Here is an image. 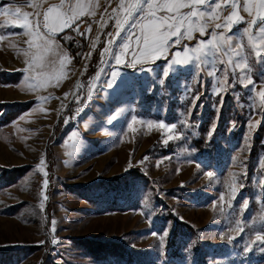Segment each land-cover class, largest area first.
Here are the masks:
<instances>
[{
	"label": "rangeland",
	"instance_id": "374dc122",
	"mask_svg": "<svg viewBox=\"0 0 264 264\" xmlns=\"http://www.w3.org/2000/svg\"><path fill=\"white\" fill-rule=\"evenodd\" d=\"M118 3L104 0L95 48L78 65L67 56L60 88L20 59L43 15L22 29L23 16L0 13V264H264V54L238 26L220 32L243 44L239 56L225 48L173 65L212 38L182 29L146 62L134 35L117 64Z\"/></svg>",
	"mask_w": 264,
	"mask_h": 264
},
{
	"label": "snow or ice",
	"instance_id": "6c2138e0",
	"mask_svg": "<svg viewBox=\"0 0 264 264\" xmlns=\"http://www.w3.org/2000/svg\"><path fill=\"white\" fill-rule=\"evenodd\" d=\"M24 3L31 7H37L31 3V0H23ZM215 4L213 8L212 5ZM97 5L93 4V0H75L74 3L65 4V0H60L59 4H52L44 12L43 16V27L47 30L49 36L54 35L57 30L64 31L66 28L72 27V25L79 20L84 15H95L94 7ZM200 6H206L209 12H205ZM225 8L230 7L232 12L225 18L223 23H216L215 29L227 28L228 32L231 31V27L240 23H245L248 27L243 29V33L247 37L248 46L253 49L255 55L259 56L264 54V0H226L223 5ZM242 6V10L252 16L253 9L255 10V15L252 16L251 21H247L244 17L238 15V8ZM187 9L188 11H184ZM221 9V4L217 0H119L117 8L112 9L110 19L115 20V27L117 29L116 36L123 37L118 47L120 49L119 53L115 56L116 63L120 64L122 56L126 55L128 49L130 48V41L135 35L137 48L139 50V57L143 58L146 62L149 58H159L163 56L167 51L169 41L172 37H177L176 43H179V37L181 35V30L183 29V35L187 38H192V32L199 31L201 34L207 32L210 20H217L219 16L217 15V10ZM119 10V11H118ZM0 13L8 15L23 16L26 23L19 25L22 29L27 27V18L32 15L28 12L21 13L19 7L15 8H0ZM121 13L123 18H120ZM36 17H39V12L35 13ZM235 17V19H233ZM193 18H196L195 21ZM7 23V22H6ZM99 23V22H98ZM106 23L103 26H106ZM41 21L37 19L35 21L36 35L44 40V45L50 46L51 40L45 39L44 35L39 32ZM15 26V25H13ZM137 29L139 30L137 32ZM75 31L79 33V25H76ZM88 32H91V26L89 25ZM31 34V33H30ZM83 34V33H81ZM108 35H112L109 33ZM212 38L205 41H201L195 48L185 49V52H190L191 55H185L183 59H173V65H187L193 61H201L202 57L205 55H213L216 53H223L224 49L227 48L233 55L239 56L240 52L237 48H242L243 44L233 47L232 37L224 32L217 33L215 30L211 34ZM65 39H72V37H65ZM114 40L108 41V46L105 47L104 51L101 53L103 56L107 52H111V45ZM259 42V43H257ZM93 48H95V42L93 43ZM134 62L131 66H135L136 62H140L136 59L137 52L133 50ZM159 54V56H157ZM227 55V53H224ZM177 56L180 53L176 54ZM90 56V53H89ZM228 64H233L234 61L230 56ZM236 67L243 66L248 67L247 62L236 63ZM171 67V65H170ZM228 69H225L227 72ZM212 73H210L211 75ZM118 75L117 72H113L112 76ZM167 75V73H165ZM251 84L253 81L248 80ZM111 87V83L109 84ZM68 93H65L67 96ZM261 101V105H264V89L258 93ZM135 118H133V121ZM151 122H149V125ZM128 127L131 129L132 124L130 123ZM160 127H165L163 123ZM170 129H175V125H169ZM251 127V125H250ZM173 137L170 136L169 139ZM178 138V137H176ZM167 143V141H165ZM147 159V158H145ZM40 165H44V160L41 159ZM38 168L40 166H37ZM43 171V169H40ZM209 177L212 173H208ZM47 173L45 172V177ZM48 184L47 179L44 180V187L46 188ZM47 199V197H45ZM247 202H245V206ZM43 207V204H41ZM55 222L53 221V224ZM239 225V222H237ZM258 241H264V237L257 236ZM55 242V241H53Z\"/></svg>",
	"mask_w": 264,
	"mask_h": 264
},
{
	"label": "crops",
	"instance_id": "0c3cea01",
	"mask_svg": "<svg viewBox=\"0 0 264 264\" xmlns=\"http://www.w3.org/2000/svg\"><path fill=\"white\" fill-rule=\"evenodd\" d=\"M6 5H19L20 9L26 10V9H31V14H35L36 12H39V14L44 16V12L48 9L49 6L52 4H59L60 0H31V3L33 5H36L37 7H31L28 4L24 3L23 0H5ZM75 0H65V4L67 6L68 3H74ZM221 4V9L217 10V15L219 16V19L217 20H210L209 21V26L207 28V32L204 34H201L199 31H194L192 32V38L190 39H200L204 38V35H211L212 32L215 30L217 31H223L226 30L227 28H222V29H215V24L216 23H223L225 18L232 12V9L230 7L225 8L223 5L225 4L226 0H217ZM103 3L104 0H93V4L97 5L94 7V12L95 15L89 16V15H84L82 18L83 22L86 24V36L88 39V45L92 42L94 43V34L92 35L93 27H94V17L96 14L103 8ZM206 13L209 12V9L206 6H200ZM212 7H215V4L212 5ZM188 11V10H185ZM238 15L244 17L245 20L251 21L252 16L255 15V10L253 9L252 16H249L248 13L244 12L242 10V6L238 8L237 10ZM196 18H193L195 21ZM235 19V17H233ZM39 28V31L41 34L44 35L45 39L51 40V45L50 46H41L44 45V40H42L39 36L34 34L36 33V29L34 26V32L30 35V43H28V39L26 36V43L27 47L20 52L18 50V53L16 51L15 59H18V56L20 53V59L24 60H29L32 64V67L35 68L36 66L38 67L39 65L43 66V70H46L51 76H52V82L49 83V86H57L61 87L62 84H64V79H65V62L66 58L69 54V51L67 48L61 43V41L56 37V34L61 32L57 30V32L54 35L49 36L47 33V30L43 28V24ZM91 26V32H88L87 29ZM241 26L242 28L248 27L247 24L245 23H240L232 27H238ZM67 29V28H66ZM29 31H33V28L25 29ZM65 30V29H64ZM199 34V35H198ZM90 37V39H89ZM92 37V38H91ZM87 52V51H85ZM25 75V73H23ZM26 76V75H25Z\"/></svg>",
	"mask_w": 264,
	"mask_h": 264
},
{
	"label": "trees",
	"instance_id": "16d2710c",
	"mask_svg": "<svg viewBox=\"0 0 264 264\" xmlns=\"http://www.w3.org/2000/svg\"><path fill=\"white\" fill-rule=\"evenodd\" d=\"M76 25H79V33L75 31ZM109 25L105 28L103 37L105 36V32L108 31ZM86 32V24L83 22L82 18L77 20L72 27L65 29L62 32L56 34V37L61 41V43L67 48L69 54L73 58V63L78 65L81 62L82 56L85 53L88 46V39L85 34ZM83 33V34H81ZM72 37V39H65V37ZM104 41V40H102ZM103 46V42H100L95 49L90 61L89 67L86 72V77L94 75L97 70V62L99 59V53L101 47ZM257 136V133H256Z\"/></svg>",
	"mask_w": 264,
	"mask_h": 264
},
{
	"label": "built area",
	"instance_id": "2783aa9c",
	"mask_svg": "<svg viewBox=\"0 0 264 264\" xmlns=\"http://www.w3.org/2000/svg\"><path fill=\"white\" fill-rule=\"evenodd\" d=\"M109 29H111V30H110L111 33H114V32L116 31V29H115L114 27H112V28L109 27ZM109 29H108V30H109ZM76 110H77V108H74L73 111H72L74 115H75V111H76Z\"/></svg>",
	"mask_w": 264,
	"mask_h": 264
},
{
	"label": "bare ground",
	"instance_id": "6f19581e",
	"mask_svg": "<svg viewBox=\"0 0 264 264\" xmlns=\"http://www.w3.org/2000/svg\"><path fill=\"white\" fill-rule=\"evenodd\" d=\"M75 113H77V110L75 111Z\"/></svg>",
	"mask_w": 264,
	"mask_h": 264
}]
</instances>
